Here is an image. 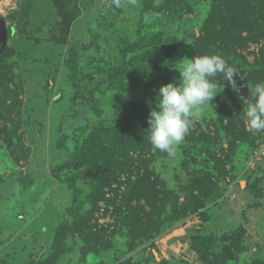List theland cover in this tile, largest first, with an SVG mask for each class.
<instances>
[{"label":"rangeland","instance_id":"rangeland-1","mask_svg":"<svg viewBox=\"0 0 264 264\" xmlns=\"http://www.w3.org/2000/svg\"><path fill=\"white\" fill-rule=\"evenodd\" d=\"M60 1L59 15L53 0H0L8 30L1 51L11 48L17 63L8 88L22 105L19 118L13 100L0 105L1 264L51 255L56 264H264V131L240 116V97L264 82V40L253 34L264 0L220 1L237 23L221 56L241 74L235 88L216 78L224 90L172 155L152 147L150 111L160 87L179 82L177 69L218 0ZM77 10L65 43L58 24ZM72 51L78 101L63 65ZM7 95L1 89L0 102ZM65 181L75 187L73 206ZM162 192L173 194L156 210L148 194ZM174 194L182 213H173ZM241 227V253L221 247L203 262L193 249L197 235L222 245ZM59 230L67 244L54 255Z\"/></svg>","mask_w":264,"mask_h":264},{"label":"clouds","instance_id":"clouds-1","mask_svg":"<svg viewBox=\"0 0 264 264\" xmlns=\"http://www.w3.org/2000/svg\"><path fill=\"white\" fill-rule=\"evenodd\" d=\"M113 2L119 7L121 0ZM177 70L179 82L160 87L159 100L150 111L146 131L152 147L169 155L184 141L201 108L212 105L222 93V82L227 80L235 88L233 77L241 74L219 54L193 56ZM218 76L223 78L222 82L216 79ZM240 99L247 106L240 114L246 127L264 131V82L256 83L247 99L243 96Z\"/></svg>","mask_w":264,"mask_h":264},{"label":"trees","instance_id":"trees-1","mask_svg":"<svg viewBox=\"0 0 264 264\" xmlns=\"http://www.w3.org/2000/svg\"><path fill=\"white\" fill-rule=\"evenodd\" d=\"M221 0L216 1V3L212 6V14L209 16V18L206 20L203 29L201 30L202 36H200L199 38H195V40L193 41L191 48V52H190V56H198V55H222L225 51H228V49L230 48V44H231V39L233 37V32L232 29L236 26V20L233 21L232 18H230L229 20H227V10H228V6L225 5V2H220ZM53 4L56 8V12L59 13V11H61V1L60 0H53ZM224 4V5H223ZM243 4V3H242ZM247 5V3H245ZM257 11V9L253 10L252 12L255 13ZM81 10H77L74 11L71 15H68L66 17L63 18V16H61L62 20L61 22L58 24V29L61 31L62 34V41H64L65 43H68L69 41V32H70V28L72 23L79 17L81 16ZM60 15V13H59ZM255 19L253 20L254 23V31L256 34V36L261 39L264 40V22L261 21L260 19L254 17ZM234 31H236L235 29H233ZM234 37H236V34L234 35ZM1 45H0V90L2 89L4 92H8V95L5 96L6 98H3L2 101L0 102L1 106H5L8 100H13L14 103L17 105L16 109H15V114L16 116L19 118L20 114H21V103L18 101L17 98H15L13 91L11 92L8 88L9 84H13L15 81V75L13 73V68H16V61L14 60L15 57V52H13L11 50V48H5L3 51H1ZM223 52V53H222ZM77 52L76 51H72L71 53V59L67 60L63 65L64 68L67 69L68 74V80L69 82L74 86V88L76 89V94L74 96V101H78L80 95H79V90L76 88L77 87V78L79 76V71H78V65H77ZM261 58H262V63L260 65L264 66V50H262V53L260 54ZM258 72V71H256ZM264 72V70H263ZM85 82V81H84ZM18 88L22 89V86L19 84ZM11 93V94H9ZM58 99V95L55 98V100ZM9 109V108H8ZM105 153L108 154L107 151H103ZM97 157V156H96ZM98 158H96V162ZM80 162H78L79 164ZM98 168H101L100 165L98 166ZM67 188L71 191H73L72 194V200H71V205L73 206L75 199H76V195L74 192V185L71 183V181H65ZM160 192L157 190L156 195H158ZM250 193L253 196V199H256L257 201L259 200L258 197L261 195L260 190L257 187V184H254L252 186H250ZM154 193H149L148 194V203L153 207L155 205V203H157V207L154 206L156 208V210L165 208L168 205V201L169 198L172 196V192L170 193H166V192H162V194L164 195V197H154L153 199H151L153 197ZM160 195V194H159ZM166 197V199H165ZM179 196L178 194H174V203H173V213L175 214H179L183 212V207H180V203H179ZM154 205H153V204ZM138 212H141V208L138 207ZM178 210V212H177ZM75 219V218H74ZM73 219V221H74ZM150 221V220H149ZM148 221V222H149ZM73 223V222H72ZM149 224V223H148ZM63 226V225H62ZM143 226V225H142ZM62 228V227H61ZM149 226H144V230L146 229V231H148L149 233H151L150 236H153L154 233H158L159 232V228H154V229H149ZM149 229V230H148ZM72 230V224L70 223V227H69V231ZM153 231V232H151ZM63 232V231H62ZM61 232V230H59V232L57 233L58 235L56 236V238L58 239V243L57 241L54 243L52 242L51 246H50V250H55L54 255H56L57 253H63L64 251V246L65 244H67L66 242H63V237L64 234ZM244 232V228H240L237 229L236 231H233L231 234L229 235H225L224 237H222V245H220L218 243V241L214 238H210V237H205L202 235H197L194 240H193V249L194 251L197 252V255L199 256V258L205 262L206 257L209 256V254L211 255V253H216V251L221 248V247H225V252L229 254V251H233L234 254L236 253H241L243 251V248L240 247L239 245V241H237L236 238H241ZM55 239V238H54ZM58 250L56 253V249ZM52 256V255H51ZM51 256L46 257L43 261L39 262L36 261V259L34 258V256L32 257L31 261L32 264H56L57 260L53 259ZM61 256V255H59ZM58 256V257H59ZM58 259V258H57ZM30 261V262H31ZM162 263H164V261H162ZM166 264V263H164ZM168 264V262H167Z\"/></svg>","mask_w":264,"mask_h":264},{"label":"water","instance_id":"water-1","mask_svg":"<svg viewBox=\"0 0 264 264\" xmlns=\"http://www.w3.org/2000/svg\"><path fill=\"white\" fill-rule=\"evenodd\" d=\"M7 38H8L7 27L5 23L3 22V20L0 19V44L5 45V43L7 42Z\"/></svg>","mask_w":264,"mask_h":264},{"label":"crops","instance_id":"crops-1","mask_svg":"<svg viewBox=\"0 0 264 264\" xmlns=\"http://www.w3.org/2000/svg\"><path fill=\"white\" fill-rule=\"evenodd\" d=\"M7 261H8V260H7ZM7 261H6V262H7ZM10 262H12V264L16 263V262H14V261H10ZM13 262H14V263H13ZM0 264H1V262H0ZM7 264H10V263H9V261H8V263H7ZM17 264H21V263H20V262H18Z\"/></svg>","mask_w":264,"mask_h":264}]
</instances>
